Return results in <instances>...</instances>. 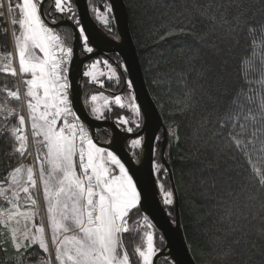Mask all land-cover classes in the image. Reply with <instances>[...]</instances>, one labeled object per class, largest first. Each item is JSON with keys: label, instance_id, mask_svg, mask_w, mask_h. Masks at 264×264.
Listing matches in <instances>:
<instances>
[{"label": "trees", "instance_id": "1", "mask_svg": "<svg viewBox=\"0 0 264 264\" xmlns=\"http://www.w3.org/2000/svg\"><path fill=\"white\" fill-rule=\"evenodd\" d=\"M20 0H8L14 19L19 18L16 8ZM92 18L94 8L103 13L109 7L107 0H87ZM128 17V26L134 42L146 87L167 129V144L164 159L170 169L172 183L177 197V211L185 242L196 264H264V188H260L254 177L255 168L264 169V122H248L245 140H253L246 149H238L230 135L232 123L227 118L238 111L232 104L233 97L242 89L241 97L245 111H259V96L264 94V85L258 81L264 77V64L259 55L248 69L245 82L242 57L253 39L259 37L247 31L249 24L259 27L264 24V0H243L244 16L238 21L236 0H123ZM73 5V2L71 0ZM50 3H46L45 12ZM204 12V15L201 13ZM1 13V12H0ZM52 13V12H51ZM221 14L227 23L221 21ZM216 16L220 23L210 19ZM68 18V15H63ZM108 23L104 26L95 22L108 34L116 36L111 12L107 13ZM56 21L59 20L55 18ZM72 20V19H71ZM195 24V35L173 32L174 29ZM235 28V31H231ZM0 17V53L9 52L7 34L4 33ZM70 46L71 30L57 28ZM71 47V46H70ZM116 62L113 66L119 78L120 93L124 107L113 104L103 115L127 130H137L139 116L130 107L133 100L128 85L122 88L125 70L117 54L111 55ZM121 68L118 70L117 67ZM107 82V81H106ZM23 88V83L20 80ZM111 91L116 84L107 82ZM115 85V86H114ZM11 90L19 87L17 77L0 72V88ZM253 91L248 93V88ZM122 88V89H121ZM24 89V88H23ZM104 93L89 80L83 81L84 103L92 93ZM193 94V103L186 106L185 93ZM251 95V103L247 100ZM110 98H113L110 96ZM6 93H0V101ZM10 108L22 109V101L7 98ZM2 117V115H0ZM123 117L127 124H118ZM224 120V127L221 121ZM3 123V117L0 118ZM18 126V120L10 118L5 129ZM239 132L240 129H235ZM255 131V136L253 132ZM14 141L10 131L0 130V181L20 165L25 158L13 152ZM18 146V145H17ZM251 161V162H250ZM154 162L161 170L154 172L162 205L173 219L174 202L164 204L161 185L171 191L168 174L161 162L160 146L155 147ZM154 164V163H153ZM255 165V167L253 166ZM172 192V191H171ZM173 201V195H172ZM147 220L138 207L128 217L130 230L122 233L123 244L130 255L131 264H140L135 252L137 246L143 249L142 233L147 229ZM149 224V223H148ZM153 231L156 250L164 242L158 232ZM225 253H229L227 256ZM47 254L37 246L27 252L15 253L6 243L0 231V264H47ZM158 264H173L161 258Z\"/></svg>", "mask_w": 264, "mask_h": 264}, {"label": "snow or ice", "instance_id": "2", "mask_svg": "<svg viewBox=\"0 0 264 264\" xmlns=\"http://www.w3.org/2000/svg\"><path fill=\"white\" fill-rule=\"evenodd\" d=\"M43 2L44 0H20L17 3L20 18L11 21L12 25L18 24L19 27V34L15 31L13 33L15 51L7 53L8 62L0 68V72L19 78L26 86L23 90L19 87L16 90L7 86L0 88V93H6V99L0 101V115L3 117L0 130L10 131L17 142L13 146L14 153L21 157L26 153L32 154L29 152V137L24 134L26 116L21 114L22 109L10 108L7 98L23 101L27 110V121L30 122L32 130V146L36 152L33 165L20 164L8 173L6 180L0 181V198L11 205L10 208L0 205V225L8 227L11 221L17 224L21 219L25 221L23 229H9L13 246L18 251L23 249L25 252L35 244L44 252H48L46 232L50 231L55 257L54 261L50 259L47 264H131L130 255L123 244L122 233L130 230L128 217L140 204L141 192L118 155L98 147L83 125L78 123L69 97L68 65L74 50L67 46L42 18ZM235 6L238 14L234 19L238 21L244 16L245 5L243 0H236ZM54 8L56 13L68 15L69 19L75 20V16L70 15L71 0H54ZM111 10L110 6L105 8L103 13L97 8L93 9L97 18L103 19L105 24L108 23L107 13ZM49 15L52 13L49 12ZM210 19L214 24L220 23L215 15ZM221 21L227 23L223 14ZM56 22L53 19V23ZM194 29L195 24L191 27L184 25L166 33L161 39L176 32L195 35ZM231 31L234 32L235 28ZM247 31L253 36L258 31L260 33L247 49L249 54L240 61L245 82L251 85L252 81L247 80L248 69L258 55L260 62L264 64V24L259 27L249 24ZM79 33L84 51L92 53L94 49L89 46L85 29L80 27ZM13 59H18V67L13 66ZM103 63L114 76L115 70L109 62L104 60ZM99 64L100 61L97 60L86 66L88 70L83 72V76L90 78L89 82L97 81L94 70ZM100 75L104 73L101 72ZM258 83L264 85V77ZM132 86L129 82L128 87ZM247 91L251 93L253 89L249 87ZM245 95L243 89L235 94L232 104L238 106V111L227 118L232 123L230 135L236 147L241 150L253 144V140L243 138L248 129V122H264V94L259 96L258 112H253L252 109L245 111L244 104L241 103V97ZM100 96L104 98L107 106L108 97L103 93H100ZM97 99V95L90 97L93 102ZM114 100L116 105L124 107L121 96H115ZM247 100L251 103L253 97L247 95ZM193 102V94L185 93L186 106ZM130 107L136 115L140 114L135 98L130 101ZM92 112L100 118V108L93 106ZM10 118L17 119L18 126L5 129L3 126ZM117 122L128 123L123 117H119ZM224 124L225 121L222 120L221 127H224ZM237 128L240 129L239 132L235 131ZM259 130H264V127ZM127 131L131 133L132 128L129 127ZM140 144L139 138L132 141V146ZM261 151L264 152V148ZM160 170L161 166L154 162L153 171ZM254 177L260 188H264V169L255 168ZM5 183L6 187L3 186ZM161 191L164 204H172L173 193L164 190L163 185ZM41 192L46 203L47 225L31 224L33 218L39 215ZM144 219L147 220L146 217ZM146 227L150 228L152 225L149 223ZM145 235L147 247L142 249L137 246L135 252L141 264H153L152 258L156 251L154 237L151 232ZM228 254L225 253L226 256Z\"/></svg>", "mask_w": 264, "mask_h": 264}, {"label": "water", "instance_id": "3", "mask_svg": "<svg viewBox=\"0 0 264 264\" xmlns=\"http://www.w3.org/2000/svg\"><path fill=\"white\" fill-rule=\"evenodd\" d=\"M107 1L112 9L111 14L115 25L116 37L107 34L93 20L87 0H72L77 21H79L78 24L56 12L49 15V12L53 9L54 0H44L43 2L41 14L48 26L53 29L65 27L72 32L71 47L74 51L68 73L71 107L97 146L117 154L126 169H128L129 175L133 177L134 182L137 184L138 191L141 192V202L138 205V209L164 242L163 248L154 255L153 264H158L161 258H167L173 264H196L185 242L179 223L176 192L172 183L170 169L164 159L165 125L145 84L136 48L130 35L125 4L123 0ZM48 2L50 3L49 9L45 12V5ZM58 17L59 20L53 23L52 20ZM80 27L85 29V33L89 38V46L94 49L92 53H86L83 50V42L79 33ZM110 54H117L120 57L126 73L125 81L131 82L133 85L131 90L142 116V127L136 133L123 132L114 122L97 120L89 114L84 103L83 72L85 65L98 57H108ZM3 61L4 57L0 53V66ZM0 118L2 117L0 116ZM159 130L162 131L163 136L161 162L167 171L170 188L173 193L175 207L173 219L168 216L162 205L153 171V146ZM106 131L109 139L105 143H100L97 132L105 134ZM141 135L143 136V141L139 156L134 159L125 148V142Z\"/></svg>", "mask_w": 264, "mask_h": 264}, {"label": "rangeland", "instance_id": "4", "mask_svg": "<svg viewBox=\"0 0 264 264\" xmlns=\"http://www.w3.org/2000/svg\"><path fill=\"white\" fill-rule=\"evenodd\" d=\"M71 7H72V12L70 13V15H73L75 16V20H72L74 23H76L77 21V18H76V14H75V8H74V5H72L71 3ZM55 9V8H54ZM1 12H5L6 13V21H7V24L4 26V28H6L8 34H7V38H8V44H9V52H13L15 51V39H14V31L16 34H19V27H18V24L17 25H12L11 21L14 19V17L12 16V12H11V9L9 7V3H8V0H5L4 1V9L3 11L1 10ZM102 13V12H101ZM19 14V13H18ZM19 18H20V14H19ZM18 18V19H19ZM17 19V20H18ZM94 19L102 26L105 25L104 23V20L103 19H98L97 18V13L95 12V16H94ZM108 20V18H107ZM77 24V23H76ZM60 37L61 39L64 41V43L69 46L65 39L61 36V34L58 32V31H55ZM72 34V32H71ZM72 36V35H71ZM83 42V41H82ZM71 43H72V39H71ZM71 46V45H70ZM8 52V53H9ZM6 58L7 57V54L4 55ZM100 61V64L97 66V68L94 70L96 72V75H97V81L96 82H91L92 84H94L95 86L97 87H102L101 86V83L103 84L105 81H113L115 84L119 81V78L117 77V71L114 69V67H112L114 70H115V75L113 76L111 74V72L109 71L108 67L104 65L103 61H101L100 59H98ZM97 61V60H95ZM95 61H92L90 63H88L86 66H90L93 62ZM8 62V59L6 58V62L4 64H6ZM3 64V65H4ZM3 65L0 67L2 68ZM13 66H17L18 67V59H13ZM85 66V69L84 71L88 70V68H86ZM103 72L104 75H100V73ZM87 78V80L90 81V78L88 77H85ZM18 82H19V88H21V90H23V88H25L26 86L23 85V88L21 86V83H20V79L18 78ZM115 86V85H114ZM92 95H97L98 96V99L97 101L93 102L90 100V97ZM105 97H108V103H107V106L105 105V100L103 97L100 96V93L96 92V93H92L90 94L88 97H87V101L86 102V105L90 111V113L97 118V114L96 113H93L92 112V107L93 106H96L98 108L101 109V115L100 117L103 115V112L104 110L108 109L110 106H112L113 104H115V100H114V95L112 94H104ZM113 97V98H110ZM22 105H23V101H22ZM106 108V109H105ZM22 114H24L26 116V123H25V126H24V134L26 135V132L29 131L30 132V135H31V127H30V123L29 121H27V110H26V106H23V112ZM35 152V150H34ZM29 155L26 153L25 154V157H28ZM35 156H36V152H35ZM35 159V157H34ZM31 161V160H30ZM26 165H32L31 162L29 163H25ZM117 174H118V169L116 170ZM38 207H39V219L41 220V223H44L45 225H47V209H46V203L45 201L43 200V195H42V192L39 196V204H38ZM36 220V217L34 218V222ZM37 222V221H36ZM38 223V222H37ZM148 223H145V225H147ZM147 232H151L153 234V231L151 229V227H147V229L142 233L143 235V249L147 247V237L145 235V233ZM46 240L49 244V251L48 252H44L47 254V257L48 259L54 261V257H55V249H54V246L51 244V236H50V231H47L46 232ZM155 246V244H154ZM43 250V249H42ZM156 250V249H155ZM44 251V250H43ZM159 250H156L155 251V254L158 252ZM154 257V256H153ZM153 259V258H152ZM141 264V262H140Z\"/></svg>", "mask_w": 264, "mask_h": 264}, {"label": "flooded vegetation", "instance_id": "5", "mask_svg": "<svg viewBox=\"0 0 264 264\" xmlns=\"http://www.w3.org/2000/svg\"><path fill=\"white\" fill-rule=\"evenodd\" d=\"M113 18V17H112ZM94 20V19H93ZM95 21V20H94ZM53 22V21H52ZM98 24V23H97ZM99 26V25H98ZM100 27V26H99ZM114 27H115V25H114ZM101 28V27H100ZM102 29V28H101ZM103 30V29H102ZM103 31H105V30H103ZM116 31V30H115ZM106 32V31H105ZM107 33V32H106ZM116 33V32H115ZM108 34V33H107ZM110 35V34H109ZM110 36H112V37H116V36H113V35H110ZM83 50H84V48H83ZM87 53V52H86ZM111 55H113V54H110V55H108V57H98V58H96V59H94V60H92V61H95V60H98V59H100L101 61H104V60H107L108 62H110V63H112L113 64V66H116L117 64H116V62H114L113 60H112V57H111ZM120 58V57H119ZM121 60V59H120ZM92 61H90V62H92ZM90 62H88V63H90ZM122 62V61H121ZM87 63V64H88ZM109 63V64H110ZM86 64V65H87ZM85 65V66H86ZM111 65V64H110ZM121 65H122V67H123V64L121 63ZM112 66V65H111ZM112 66V67H113ZM121 67V68H122ZM118 68V70H121V68H120V66L119 67H117ZM85 69V68H84ZM124 69V68H123ZM125 77H126V75L124 76L123 75V79H122V81H121V84H122V88L124 87V86H126V85H128V81H125ZM84 79L85 80H87V78H85L84 77ZM108 82V81H107ZM107 82L105 81L102 85V87H97L100 91H103L104 93H107V94H112V95H116V94H118V93H120V91L121 90H119V88H120V86H119V83H116V86L114 87V88H116V90H114V91H111V89H110V87H109V89L107 88L108 87V85H107ZM121 88V89H122ZM130 90H131V88H130ZM131 92H132V90H131ZM132 96H133V93H132ZM133 98H134V96H133ZM135 104H136V102H135ZM137 105V104H136ZM86 108H87V110H88V112H89V114L91 115V116H93L91 113H90V111H89V109H88V107H87V105H86ZM139 116V122H138V128H137V130H135V131H132L131 133H136V132H138L140 129H141V127H142V116H141V114H139L138 115ZM94 117V116H93ZM94 118H96V117H94ZM97 120H104V121H111V122H114V121H112L111 119H109V118H105L104 116H101L100 118H96ZM115 123V122H114ZM116 124V123H115ZM117 125V124H116ZM117 127L121 130V131H123V132H128L127 130H124L123 128H121L120 126H118L117 125ZM165 129H166V127H165ZM128 133H130V132H128ZM108 132L106 131V133L104 134V133H100V132H97V135H98V141L100 142V143H105V142H107L108 141V139H109V137H108ZM157 137H159V139H157ZM137 138H139V139H141V144H142V141H143V136L141 135V136H139V137H136V138H134V139H137ZM134 139H130V140H128V141H126L125 142V148L127 149V151L130 153V155L134 158V159H137L138 158V156H139V150H140V148H141V144L139 145V146H132V141L134 140ZM167 139H168V136H167V129H166V140H165V146H166V144H167ZM162 140H163V136H162V131L161 130H159L158 131V133H157V135H156V137H155V141H154V146H153V163H154V159H155V147L157 146V145H159L160 146V154H161V148H162Z\"/></svg>", "mask_w": 264, "mask_h": 264}, {"label": "crops", "instance_id": "6", "mask_svg": "<svg viewBox=\"0 0 264 264\" xmlns=\"http://www.w3.org/2000/svg\"><path fill=\"white\" fill-rule=\"evenodd\" d=\"M28 78H30V77H28ZM30 123V122H29ZM25 165V164H24ZM19 166V165H18ZM3 186H7L6 185V183L3 185ZM22 196H23V194H22ZM0 205H2L4 208H10L11 207V205H9V204H7L5 201H3V199L2 198H0ZM35 218V217H34ZM34 218H33V220L31 221V224H36V225H39L40 223H41V220L39 219V216H36V220H35V222H34ZM38 223H37V222ZM24 224H25V221L23 220V219H21L20 220V223L19 224H17L15 221H11L10 222V224L8 225V227H5L4 225H0V231H1V235L3 236V238L5 239V241H6V243H7V245L17 254V253H19L20 251H23V249H21V250H17L14 246H13V244H12V242H11V233H10V228H21V229H23V227H24ZM33 231H34V229H33ZM33 246H37L41 251H43L40 247H39V245L38 244H35V245H33ZM32 246V247H33ZM44 252V251H43Z\"/></svg>", "mask_w": 264, "mask_h": 264}, {"label": "built area", "instance_id": "7", "mask_svg": "<svg viewBox=\"0 0 264 264\" xmlns=\"http://www.w3.org/2000/svg\"><path fill=\"white\" fill-rule=\"evenodd\" d=\"M4 1H5V0H0V5H1V10H2V11H3V9H4ZM2 16H3L4 26H5V25L7 24V21H6V18H5L6 13H5V12H2ZM5 33L8 34L6 28H5ZM69 64H70V63H69ZM68 66H69V65H68ZM77 120H78V123H79V124L83 125L82 122H81L78 118H77ZM83 127H84L85 131L88 133V131L86 130V128H85L84 125H83ZM26 135L29 137V145H30V147H29V152H31L32 154L29 155V156L26 158L24 164H25V163H29V162H31V164L33 165V164H34V157H35V152H34L35 148L32 146V136L30 135V132L27 131V132H26ZM88 135H89V134H88ZM30 160H31V161H30ZM22 163H23V162H22Z\"/></svg>", "mask_w": 264, "mask_h": 264}, {"label": "bare ground", "instance_id": "8", "mask_svg": "<svg viewBox=\"0 0 264 264\" xmlns=\"http://www.w3.org/2000/svg\"><path fill=\"white\" fill-rule=\"evenodd\" d=\"M0 12H1V10H0ZM0 15H1L2 19H3L2 12L0 13ZM3 24H4V21H3Z\"/></svg>", "mask_w": 264, "mask_h": 264}]
</instances>
